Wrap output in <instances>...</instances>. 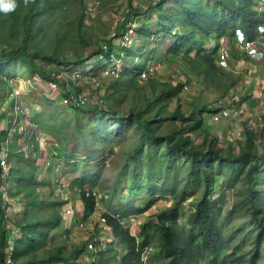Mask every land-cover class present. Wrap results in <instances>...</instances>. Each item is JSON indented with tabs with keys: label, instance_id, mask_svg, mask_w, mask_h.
Instances as JSON below:
<instances>
[{
	"label": "trees",
	"instance_id": "obj_1",
	"mask_svg": "<svg viewBox=\"0 0 264 264\" xmlns=\"http://www.w3.org/2000/svg\"><path fill=\"white\" fill-rule=\"evenodd\" d=\"M68 1L0 0V31L6 30L11 40L0 49V74L20 65L31 78L39 77L49 81L51 72L46 66H80L104 51L100 48L85 59L78 57L76 61L70 62L62 61L59 56L38 47L36 38L37 33L41 32L39 25L52 18L55 12L66 8ZM85 1L79 0L81 4ZM169 1L161 0L154 7L157 11L155 18L153 12H150V18L158 21L157 31L151 34L150 28L142 25L140 37L150 41L162 34L164 38L169 37L172 43L168 53L172 57L194 52L193 58L186 57L187 64L194 72L210 80H215L217 72L222 69L215 59L221 39L226 38L233 43L240 30L249 39L255 40L260 28L264 27V0H174V5L167 7ZM7 3L16 6L5 11L4 4ZM129 6L133 11H138L133 0H129ZM15 28L21 35L18 45L13 40ZM213 42V47L208 49L206 45ZM199 46L200 49L196 50ZM107 49L108 57L115 53L112 41ZM127 52L131 58L134 57L132 69L128 71L130 82H133L139 77V69L149 59L135 65L132 51L129 49ZM119 84L118 79L113 87L118 88ZM149 85L152 98L145 99L144 106L129 109L126 114L112 109L105 111L100 107L88 109L105 113L120 126L131 128L138 134V142L128 156V165L117 176L115 185L120 186L122 180H125L127 185L122 183V191L130 186L131 189L144 190L150 197L145 201L144 209L128 203L104 214L112 241L116 240L122 246L120 252L115 251L114 264H144L142 250L151 246L156 247V264H258L264 246V208L261 207L264 191L257 186V174L264 164L257 149L259 135L253 129L246 128L245 139L241 141L238 151L232 147L233 150L225 154L218 145V139L210 140L208 132L204 131L205 113L212 114L217 110L202 109L186 116L182 114L179 105L169 114V105L179 97L184 84L172 86L168 82L152 80ZM124 98L123 95L120 103ZM73 110L80 113L81 110H87V107ZM75 125V131L80 130L79 122ZM83 132L81 137L85 142L94 136L93 132ZM196 133L204 136L200 145L193 141ZM102 138L107 141L108 137L104 135ZM14 155L17 160L26 159L21 154ZM27 160L22 167L12 164L9 174V182L13 187L11 195L15 199L19 198L24 207L22 219L16 223L20 237L13 242L10 253L7 251L10 233L6 228L0 194V264H98L95 261L97 254L92 255L94 262L83 259L85 254L90 253L88 245L94 237L71 250L66 246L54 245L55 233L64 223L61 212L66 203L43 198L40 190L50 185L38 178L36 159ZM1 174L0 169V184ZM97 180L98 176L89 184ZM240 183L244 184V207H250L252 219L249 223L241 224L238 229L230 230L233 221L241 214V206L235 205L224 215L220 205L223 198L215 199L214 193L219 186L231 190L236 189ZM87 184L85 179H76L72 183L79 190L85 218L92 217L96 212V198L91 187L86 188ZM196 197L198 199L194 207L183 217V204ZM162 199L168 200L169 205L160 213L142 221L143 214ZM132 218L140 221L138 233L124 225ZM183 218L185 221H182ZM246 231L247 237L254 236L253 247L248 254L242 253L246 246L245 239L236 246L232 245L233 240ZM104 248H98L99 255L104 254Z\"/></svg>",
	"mask_w": 264,
	"mask_h": 264
},
{
	"label": "rangeland",
	"instance_id": "obj_2",
	"mask_svg": "<svg viewBox=\"0 0 264 264\" xmlns=\"http://www.w3.org/2000/svg\"><path fill=\"white\" fill-rule=\"evenodd\" d=\"M160 1L133 0V4L138 7L136 12L130 8L129 0H86L84 4H81L79 0H69L66 8L55 12L52 18L41 22L39 25L41 32L37 33L36 43L38 47L45 49L50 54L59 56L62 61L74 62L78 57L85 59L98 52L100 48L108 46L110 41L116 49H114L115 53L122 54H119L122 59V64L119 66V76L102 79L101 90L95 89L88 83L79 84L76 87V90L80 89L90 100L87 110H81L79 113V111L67 109L63 106L59 93H54L51 98L46 96V93L48 94L46 86L40 91H34L27 97L25 96V100L28 101L26 105L32 111L31 119L39 127L37 134L40 138L35 146V149L39 148V150L35 151L34 156L29 157V159H36L39 168H44L47 161L53 163V167L46 168L41 177V181L49 183L50 186L42 188L40 192L47 201L66 203L61 212L63 216L69 207L73 208L75 214L74 218H71L72 220L65 219L62 228L55 233L54 245L66 246L68 250H71L74 246L86 244L95 235L94 237L101 239L104 245H107L105 248L102 247L105 249L102 256L98 252L95 253L97 256L93 255L96 256L95 261L98 264H114L116 250L114 248L115 242H111V235L100 227L99 218H96L97 214L115 211L120 205L128 203H134L139 208L144 209L147 203L145 201L149 200L150 197L145 194L144 190L138 191L131 189L130 186L122 191L120 186L123 182L124 186L127 185L125 180H122L120 186L115 185L117 176L128 165V156L138 142V134L131 128L120 126L105 113L88 111V109L100 107L105 111L112 109L121 114H126L129 109L142 107L145 104V99L152 98L153 94L149 85L152 80L168 82L172 86H176L178 83L188 85L189 89L184 90L183 88L179 97L170 103L169 114H172L179 105H181L182 114L186 116H190L197 110H216L220 99H225L226 105H230L232 104L230 95L238 94L242 97V104L255 116L253 118L255 125L251 129L259 135L257 149L264 163V128L260 126L264 125V99L256 98V87L254 86L258 80V71L264 72V65H262L264 62L252 61L240 49L230 44L228 45L231 52L229 67L217 72L215 80L207 79L204 75L194 72L186 60L188 56L193 58L194 52L189 55L184 53L178 57H172L168 53L172 43V39L169 37L164 38L165 35L162 34L159 38H154L153 41L140 37L142 25L149 27L151 34L157 31L158 21L150 18V12L155 10L154 7ZM174 3L175 1L171 0L166 6H172ZM130 21L136 22L138 31L134 47L130 49L135 56L134 64L139 65L145 59H149L148 65L146 64L142 68L150 65L156 68L152 76H148L144 80L137 77L133 82H130L131 75L128 71L132 69L131 63L134 57L131 58L127 51L118 49L120 36L125 25ZM13 40H15V45H18L21 40L20 32L16 28L14 29ZM7 41L11 42L6 30H1L0 49L5 47ZM213 44L214 42L206 45V47L212 48ZM197 49H200V46ZM152 56L155 58H151ZM51 68L54 67L46 66L48 70ZM30 78L27 70L20 65L0 74V110L4 108L3 103L6 101L7 104L14 102L12 93L15 89H23L25 95L26 84L24 81ZM118 79L120 80L118 85L120 90L113 87ZM260 79L263 80L262 77ZM123 95L125 98L120 103V98ZM55 97L58 98L54 101L53 98ZM99 98L102 102H99ZM21 102L23 103L22 100ZM205 115L206 123L210 125L208 128L204 127V131L208 132L210 140L218 139V145L225 154L233 150L227 142L228 134L235 127L246 130L250 119H252L248 117V112L245 111L240 117L212 125L209 123L210 114L205 113ZM78 122L80 130L75 131L77 128L75 123ZM85 130L87 134L94 133V136L86 142L81 137ZM100 133L108 137L107 141L102 138L104 135L101 136ZM203 137V134L196 133L193 135V141L196 145H200L204 140ZM20 138L21 136L16 135L12 144V146L14 145L13 156L10 159L11 163L18 167H22L28 161V158L17 160L14 155L19 150L17 140L19 143ZM237 151L235 155H237ZM257 175L259 179L257 186L264 191V164H262V170ZM96 176H98V180L90 185V181ZM76 179L87 180L86 188L91 187L95 195L98 211L96 215L92 216L94 222H91V217L85 218V209L79 190L72 186ZM243 189L244 184L240 183L236 189L231 190L219 186L214 193L215 199L223 198L220 205L223 207L224 215L231 211L235 205L241 206V214L239 218L233 221L230 230L238 229L241 224L249 223L252 219L250 207L248 205L244 207ZM16 199L18 204L13 219L17 223L22 219L24 207L20 199ZM197 199L198 197L191 198L183 204V217L191 211ZM168 205V200H160L143 214L142 221L160 213ZM261 207L264 208V197L261 200ZM182 221L185 219L183 218ZM6 228L10 233L8 223H6ZM248 231L242 232L236 240H233L232 244L236 246L245 239L246 246L242 249L244 254L249 253L254 243V236H246ZM10 239L13 242L16 240L15 237H9L8 240ZM154 248L156 250L155 246ZM87 255L89 256L90 253L88 252L83 256L84 261L94 262L92 255L90 257ZM156 262L153 261L152 264H156ZM258 264H264V246Z\"/></svg>",
	"mask_w": 264,
	"mask_h": 264
},
{
	"label": "built area",
	"instance_id": "obj_3",
	"mask_svg": "<svg viewBox=\"0 0 264 264\" xmlns=\"http://www.w3.org/2000/svg\"><path fill=\"white\" fill-rule=\"evenodd\" d=\"M262 8V7H261ZM157 11H153V17H156ZM138 20V19H136ZM120 42L118 49L122 51H127V49H132L135 44V37H137V24L135 21H131L127 24L120 36ZM232 45L240 49L249 59L255 61L264 62V27L259 30V36L255 40L249 39L242 31L238 30L236 38H234L233 43H231L226 38L221 39V46L218 52L215 54V59L217 64L223 69L229 67V60L231 58V52L228 45ZM104 51L95 56L92 60L85 62L80 66H70L66 67L55 66L51 68V80L44 81L39 77L30 78L24 83L26 84V89L31 88L36 91H40L43 87H47L48 94L46 96L51 98L54 93H59L61 95V101L64 107L67 109H81L86 108L90 104V100L84 92L76 90L79 84H91L95 89L101 90L102 84L101 80L106 78H117L119 76V66L122 64V59L117 55L121 54L119 52L112 54L108 57L107 46L103 47ZM122 55V54H121ZM148 65V64H147ZM156 71V68L152 65L146 66L139 69V78L144 80L148 76H152ZM34 82V85H33ZM42 87L39 88V86ZM256 87V98L264 99V80L258 77V80L254 83ZM188 85H184V90H188ZM14 102L12 104H7V101L3 103L4 108H1L0 112L2 116V122H0V169L2 171L0 184V194L2 197L3 210L5 214L6 223L10 225V238L20 237V232L16 227V221L13 219V214L15 208L17 207L18 200L11 195V190L13 189L12 184L9 182V174L12 168L11 157L13 156L12 149L14 145V140L16 135L21 136L20 141L17 145L19 150L15 154H21L26 158L33 157L35 151V146L39 142L40 138L37 133L38 126L32 121V112L29 107L23 105L21 98L24 96L23 89H15L12 93ZM230 99L232 104L226 105L225 99H220L218 101L216 113L209 115V123L212 125H217L222 122L228 121L231 118L240 117L245 111L248 112V117L250 119L247 128L254 126L255 116L253 113L249 112L248 109L242 104V97L238 94H231ZM99 98V102H100ZM256 119V118H255ZM264 128V125H260ZM37 134V135H36ZM245 139V129L240 127H235L228 134L227 142L232 147L239 149L241 141ZM39 149V148H38ZM53 163L47 161L44 168H39L38 178L41 179L43 171L46 168H52ZM98 211V204L96 203V215ZM104 213H98L96 218H99L100 227L103 231L108 232L111 235L110 227L107 225V219ZM74 210L69 207L65 210V219L74 218ZM91 217V222H94ZM71 219V220H72ZM140 221L137 218H132L125 222V226L133 228L136 233L139 231ZM94 237V236H93ZM92 239V238H91ZM13 241L8 240L9 248L8 253L12 251ZM106 247L101 239L94 237L93 240L88 245V249L94 255L98 252V247ZM142 261L144 264H152L154 260V248L147 247L142 250ZM10 262V261H9Z\"/></svg>",
	"mask_w": 264,
	"mask_h": 264
},
{
	"label": "crops",
	"instance_id": "obj_4",
	"mask_svg": "<svg viewBox=\"0 0 264 264\" xmlns=\"http://www.w3.org/2000/svg\"><path fill=\"white\" fill-rule=\"evenodd\" d=\"M253 61V60H252ZM255 62V61H254ZM256 63V62H255ZM262 63V62H261ZM259 64V63H258ZM262 65H264V64H262ZM258 71V70H257ZM258 77H262V79L264 80V72L263 71H258ZM40 87H42V85H40L39 86V88ZM34 91H36V90H34V89H31V88H28V89H26V93H25V95L23 96V98L21 99L22 101H23V104L25 105V106H27L26 104L28 103V101H27V99L25 100V96L27 97V95L28 94H30V93H33ZM40 94V93H39ZM58 97H55V98H53V100L55 101L56 99H57ZM28 107V106H27ZM31 110V109H30ZM32 112V111H31ZM206 116V115H205ZM2 117V116H1ZM2 120V119H1ZM0 120V121H1ZM208 125H210V124H208V123H206V125H205V128H208ZM214 134V133H213ZM95 236V235H94ZM112 242H115V246H114V248H115V250L117 251V252H119L121 249H122V246H121V244L118 242V241H116V240H114V241H112ZM90 253H92V252H90ZM86 255V254H85ZM84 255V256H85ZM91 255H93V254H90L89 256L87 255V257H90ZM93 258V257H92ZM94 259V258H93Z\"/></svg>",
	"mask_w": 264,
	"mask_h": 264
},
{
	"label": "clouds",
	"instance_id": "obj_5",
	"mask_svg": "<svg viewBox=\"0 0 264 264\" xmlns=\"http://www.w3.org/2000/svg\"><path fill=\"white\" fill-rule=\"evenodd\" d=\"M15 4L14 3H7V4H4V10L5 11H8V10H11V9H14L15 8ZM152 247V246H151ZM155 250V249H154Z\"/></svg>",
	"mask_w": 264,
	"mask_h": 264
}]
</instances>
